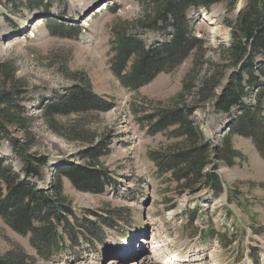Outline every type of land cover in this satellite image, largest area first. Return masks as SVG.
Returning a JSON list of instances; mask_svg holds the SVG:
<instances>
[{
	"label": "rangeland",
	"instance_id": "1",
	"mask_svg": "<svg viewBox=\"0 0 264 264\" xmlns=\"http://www.w3.org/2000/svg\"><path fill=\"white\" fill-rule=\"evenodd\" d=\"M247 3L248 0H239L233 12H227L225 5L214 8L213 16L218 22L213 26L194 12L190 14L194 34L206 39L208 48L206 59L198 63L197 78L207 71L208 62H220L222 53L218 48L229 44L231 28L220 17L234 23L239 8ZM25 4V0H17L0 5V65L13 68L14 78L22 85V105L29 116L35 117L33 133L37 141L32 152L49 158L45 182H38L39 188L50 185L54 169L59 166L81 165L76 156L84 146L54 133L41 117L40 107L73 92L74 86H80L76 76L82 73L101 100L93 103L105 101L112 107L105 112L62 114L57 120L61 126H75L90 137H109L110 153L101 162L113 188L97 195L79 192L64 180L63 192L73 215L58 218L61 228L57 219L51 218L53 240L45 234L49 228H44L48 224L44 218L42 232L36 237L38 248L31 243L32 233L21 234L0 218V258L14 252L26 259L25 264H122L116 259L120 256L123 260L137 257L132 260L134 264H156L168 256L166 248H160L163 255L158 254L162 245L179 249L197 245L199 257L206 264H264V160L250 140L232 137L234 149L246 159H237L231 168L219 164L220 193L205 189L197 195L180 194L174 182L166 183L165 176H158L148 157L149 152L170 142L163 134L149 135L148 122L143 119L171 104L182 92L184 80L194 65L189 59L174 72L161 74L140 89L124 88L112 72L111 61L116 58L110 46L114 27L122 23L118 34L135 35L148 44L162 41L160 35L147 30L123 28V22H133L140 16L138 0H48L31 8ZM199 82L194 94L201 88ZM80 89L86 92L84 86ZM193 118L206 139L224 146L229 133L224 136L222 130L232 121L228 115L215 113L212 104L207 103L197 108ZM11 135L23 138L20 132L12 131ZM0 156L8 159L14 171L21 172V160L5 135H0ZM40 218L43 219L37 217ZM83 218L101 223L106 219L109 225L104 227L102 236L93 237L95 242L81 241V237H86L83 231L78 234ZM17 221L15 224L20 219ZM67 229L71 238L63 232ZM148 235L154 237L150 243ZM127 241L133 246L119 252ZM141 241L146 250L151 244V251L157 254L143 255ZM247 244L251 246L250 254ZM51 249L59 253L57 259L49 258ZM133 262L127 260L124 264Z\"/></svg>",
	"mask_w": 264,
	"mask_h": 264
},
{
	"label": "trees",
	"instance_id": "2",
	"mask_svg": "<svg viewBox=\"0 0 264 264\" xmlns=\"http://www.w3.org/2000/svg\"><path fill=\"white\" fill-rule=\"evenodd\" d=\"M45 1L48 0H25V5L27 8L38 7ZM6 2L16 3L17 0H0V5ZM138 2L141 5L140 16L133 22H123V28L133 26L147 30L160 35L162 41L148 44L138 40L135 35L125 32H122V36L118 34V27L122 23L114 27V39L110 46L116 58L111 61L112 72L124 88L140 89L159 75L174 72L189 59L194 65L184 80L182 92L171 104L143 119L148 122L149 135L163 134L170 142L149 152L148 157L156 167L158 176H165L166 183L174 182L180 194L189 192L197 195L205 189L220 193L222 186L217 174L219 164L231 168L236 165L237 159H246L234 149L232 137L250 140L264 160V0H248L234 23L220 17L231 28L229 44L218 48L222 53L220 62H208L209 67L200 78H197L198 63L206 59L207 40L194 34L190 14L213 15V9L219 5H225L227 12H233L239 0ZM76 77L86 92L80 86H74L73 92L44 103L40 110L41 117L54 133L68 141L77 140L84 146L85 149L76 156L82 162L81 165L67 163L54 169L49 187L42 189L38 182H45L44 170L48 167L49 158L32 152L37 141L33 133L35 117L29 116L22 105V85L14 78L13 68L6 64L0 65V135L10 139L11 149L23 165L21 172L17 173L8 159L0 156V218L21 234L32 233L31 243L37 248L36 237L42 232L44 218H47L48 223L44 224V228H47L45 225L49 228L45 234L53 240L51 218L57 219L59 227L58 218L73 215L63 192L64 180L79 192L97 195L113 188L111 178L101 162L110 153L109 137H90L75 126H61L57 120L62 114H84L97 110L105 112L112 107L105 101L94 104L101 100L92 92L86 75L82 73ZM225 79H228L227 84L222 87ZM196 82L201 88L194 94ZM207 103L212 104L215 113L228 115L232 120L224 146H216L206 139L194 121L197 108ZM12 131L20 132L23 138L12 137ZM39 216L43 219H37ZM19 219V223L15 224ZM103 222L83 218V226L80 224L78 234L83 231L86 237H81L84 239L81 241L94 242L95 237L102 236L104 227L109 225L106 219ZM34 223L37 224L35 227ZM63 224L64 221L61 226ZM68 231L63 232L71 238ZM58 257L59 253L55 251L49 255L52 260ZM24 260V257L9 252L0 258V264H25Z\"/></svg>",
	"mask_w": 264,
	"mask_h": 264
},
{
	"label": "bare ground",
	"instance_id": "3",
	"mask_svg": "<svg viewBox=\"0 0 264 264\" xmlns=\"http://www.w3.org/2000/svg\"><path fill=\"white\" fill-rule=\"evenodd\" d=\"M209 19H212L211 21H209ZM204 22H206L207 24H209V25H212L213 26V24L216 22L215 21V18L214 17H212V16H210V15H204ZM126 104V102H124V105ZM222 202H224V200L222 201ZM154 239V237L152 236L151 238H150V242L152 241ZM141 243H144V242H142L141 241ZM150 246H151V244H150ZM152 247L153 246H151V249H152ZM157 248V247H156ZM156 248H154V250L156 249ZM160 248H162V249H164V248H166V245H162L161 247H159V249L157 250V252H158V254H161V249ZM149 253V252H148ZM148 253H146L145 255H147ZM162 255H163V253H162ZM126 256V255H125ZM122 257H120L119 256V258H116V259H118V261L120 262V263H122V264H124V262L125 261H129V263H132L133 261L132 260H134V259H136L137 257H135L134 259H126V260H123V259H121ZM129 258V257H128ZM139 261V260H138ZM111 264H117L116 262H110ZM109 263V264H110ZM215 263V262H214ZM133 264H134V262H133ZM145 264H147V263H145Z\"/></svg>",
	"mask_w": 264,
	"mask_h": 264
},
{
	"label": "water",
	"instance_id": "4",
	"mask_svg": "<svg viewBox=\"0 0 264 264\" xmlns=\"http://www.w3.org/2000/svg\"><path fill=\"white\" fill-rule=\"evenodd\" d=\"M244 6H245V5H244ZM244 6H241V7L239 8L237 15H239V13H241V11L243 10ZM228 129H229V123H227V124L225 125V128L222 130V133L225 134V132L228 131ZM105 264H106V263H105Z\"/></svg>",
	"mask_w": 264,
	"mask_h": 264
}]
</instances>
